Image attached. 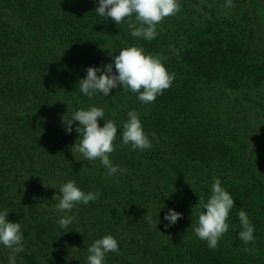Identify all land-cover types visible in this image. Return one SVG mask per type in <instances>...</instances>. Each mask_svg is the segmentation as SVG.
<instances>
[{
    "label": "trees",
    "instance_id": "16d2710c",
    "mask_svg": "<svg viewBox=\"0 0 264 264\" xmlns=\"http://www.w3.org/2000/svg\"><path fill=\"white\" fill-rule=\"evenodd\" d=\"M224 1L178 0L180 11L158 24V35L148 41L131 35L138 26L134 16L117 24L97 15L99 0H0V15L10 18L0 19V122L14 125L0 127V211L20 223L24 241L42 249L55 245L63 229H44L41 216L47 211H35L28 226L26 210L41 200L36 186L59 189L72 180L85 193L100 194L87 205L76 204L85 217L104 222L106 229L125 224L126 236L110 231L120 254L108 252L103 264H264V133H255L264 130V45L249 28L248 13L232 6L225 12ZM131 46L161 58L174 74L170 88L150 104L122 86L107 97H86L79 81L87 68L111 63ZM37 47H44L41 55L33 53ZM43 71L47 81L40 84ZM92 106L104 109L101 127L115 122L110 161L125 171L108 176L99 159L87 162L70 150L82 138L75 131L79 122L67 133L63 118ZM132 110L152 142L148 150L123 144V123ZM16 174L24 181L22 190H16L22 181ZM216 178L234 206L229 229L212 250L194 228L204 211L199 197L207 202ZM169 209L182 216L165 228ZM241 210L254 227L248 244L238 236ZM149 214L159 220L157 229L149 225ZM67 229L89 247L99 237L95 223H71ZM73 243V261L87 262L88 248ZM48 256L52 264L58 257Z\"/></svg>",
    "mask_w": 264,
    "mask_h": 264
},
{
    "label": "clouds",
    "instance_id": "9594fccd",
    "mask_svg": "<svg viewBox=\"0 0 264 264\" xmlns=\"http://www.w3.org/2000/svg\"><path fill=\"white\" fill-rule=\"evenodd\" d=\"M227 6H232V0H227ZM179 11L178 0H99V6L95 9L97 15L105 20L111 18L117 24L126 19L131 22L134 16L138 26H134L131 35L148 41L158 35V24ZM173 80L174 74H169L161 58L145 54L143 48L131 46L121 49L118 55H114L111 63L102 67H88L86 77L79 81V87L80 91L91 99L97 93H103V96L107 97L112 89L122 86L124 91L138 94V99L142 103L150 104L164 90L170 88ZM104 114L103 108L95 106L87 110L81 108L75 111L70 119L63 118V124L65 131L71 133L73 123L79 122L75 131L82 138L79 143L71 147L72 153H81L85 159L91 161L99 159L102 166L107 169V175L112 176L118 170H125L119 169L118 165L114 166L110 161V154L115 150L113 142L116 138L117 126L114 121L108 120L101 127L98 118H103ZM127 116L128 120L123 123V144H130L133 151L150 149L152 142L142 127L138 112L129 111ZM152 137L156 138L154 132ZM211 191L212 194L207 202L203 197H199L200 206L204 211L198 216V225L194 228V232L200 240L207 242L210 249L215 250L218 241L229 229L226 221L234 206V199L221 186L219 178L215 179ZM99 195V192L85 193L74 181L69 180L59 187L58 193L52 199L59 201L56 205L59 211L70 212L76 204L87 205L96 201ZM181 216L182 213L169 209L164 216L169 223L164 227L174 225ZM7 217V210L0 211V244L12 252L8 257L9 264H16V254L24 250V238L20 223L12 222ZM238 218L242 229L238 233L239 239L245 244L254 242V227L247 213L241 210ZM74 219L73 216H62L58 221L59 227L66 229ZM147 221L151 227L157 229L159 220L153 221L149 214ZM108 252L120 254L118 242L111 235L96 239L88 247L87 264H103L105 254Z\"/></svg>",
    "mask_w": 264,
    "mask_h": 264
},
{
    "label": "rangeland",
    "instance_id": "374dc122",
    "mask_svg": "<svg viewBox=\"0 0 264 264\" xmlns=\"http://www.w3.org/2000/svg\"><path fill=\"white\" fill-rule=\"evenodd\" d=\"M225 12H229L230 9L227 6V1L223 2V5L221 6ZM232 10L235 12H246L249 16V28H254L256 34V38L258 39L257 42L259 45H264V0H232ZM0 19L3 21L9 22V17H3L0 15ZM13 20V21H12ZM11 24H15V19H11ZM39 49L38 52H35V48H32L33 53H37L38 55H41L40 50L44 49V47H37ZM48 70V69H47ZM47 73L48 71H43L42 74H40L37 78V81L40 84H45L47 81ZM6 122H0V127H6L7 130L14 128V125ZM264 129V128H263ZM256 135L261 136L264 133V130L262 132L258 131L255 132ZM78 157L75 159V163ZM80 159V158H79ZM87 162H91V160H86ZM82 165L83 162H81ZM100 170V169H99ZM16 178L19 180L22 179L21 176H18L16 174ZM93 178H98L94 176ZM23 179L21 181V184H19L16 188V190H22L23 187ZM59 183V182H58ZM92 190H95V187L91 186ZM39 191V196H41V200L36 203L34 207H32L29 211L26 210V218L25 223L30 226L31 222L29 223L27 220L31 219L34 216L35 211H47L46 216L43 217L45 224L44 229L50 230L51 232H55L56 228L58 229L59 224L58 221L62 216H73L77 217L79 219H74L72 223H85V224H91L95 223L96 226H98V230L93 229V231L99 236L97 239L102 238L105 235H111L110 231H112L113 234L117 233L114 229H116L119 233L123 234V236H126L127 230L124 228L123 221L114 222L113 223V229L109 227V229H106L104 227V222L100 221H93L87 217L84 216V212L81 208H77L76 205L73 207V209L70 212H61L57 209L56 205L58 204V200L52 199L55 194L58 193V188L52 187L50 185H47L46 183L41 184L40 186H36L35 190ZM45 205V206H44ZM71 225V224H70ZM75 228V227H74ZM77 230V229H76ZM75 233V234H74ZM92 236V235H91ZM46 239V238H45ZM47 240V239H46ZM83 244L85 248H88L89 245L85 244V241H78V234L76 235V232H71L70 230L63 229L62 233H59L58 238L52 242L55 245H51L50 248L42 249L41 244H37V246L31 245L29 242L24 241V250L18 254H16V264H52L51 261H49L48 254L56 252L57 253V260L54 258V264H78L77 261H73V258L76 257V254L73 252V246L74 241ZM52 246V247H51ZM35 255L34 258H32L31 261H28L26 258H30ZM12 255V252L10 249L4 247L2 244H0V264H9L8 257ZM25 255V258H23ZM109 253L105 254V257H107ZM57 262V263H56ZM82 264H87V262Z\"/></svg>",
    "mask_w": 264,
    "mask_h": 264
}]
</instances>
